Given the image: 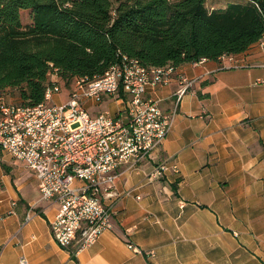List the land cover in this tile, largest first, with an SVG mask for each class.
<instances>
[{"label":"crops","instance_id":"0c3cea01","mask_svg":"<svg viewBox=\"0 0 264 264\" xmlns=\"http://www.w3.org/2000/svg\"><path fill=\"white\" fill-rule=\"evenodd\" d=\"M232 55L178 65L148 92L170 109L180 75L196 79L161 145L120 167L114 194L103 198L113 227L76 255L54 240L56 207L40 198L37 178L1 150L0 264H21L22 256L25 264H264V34ZM85 105L97 114L123 103L106 97ZM160 162L178 172L154 175Z\"/></svg>","mask_w":264,"mask_h":264},{"label":"built area","instance_id":"2783aa9c","mask_svg":"<svg viewBox=\"0 0 264 264\" xmlns=\"http://www.w3.org/2000/svg\"><path fill=\"white\" fill-rule=\"evenodd\" d=\"M175 70L171 65L146 67L137 58L121 55L102 74L75 75L68 82L57 68L49 69L44 100L36 105L0 96V148L37 178L40 198L56 207L51 234L71 255L113 227V209L103 198L114 194L120 167L138 164L168 135L177 103L196 79L180 75L170 109L161 108L160 99L147 94L168 83ZM64 83L66 100L53 101ZM106 97L123 105L91 114L85 102L101 103ZM169 169L178 172L177 164L160 162L153 174L161 176ZM19 262L27 259L22 256Z\"/></svg>","mask_w":264,"mask_h":264},{"label":"trees","instance_id":"16d2710c","mask_svg":"<svg viewBox=\"0 0 264 264\" xmlns=\"http://www.w3.org/2000/svg\"><path fill=\"white\" fill-rule=\"evenodd\" d=\"M209 1L0 0V96L17 87L21 103L36 105L52 68L68 82L121 55L177 67L241 53L263 36L264 0Z\"/></svg>","mask_w":264,"mask_h":264},{"label":"rangeland","instance_id":"374dc122","mask_svg":"<svg viewBox=\"0 0 264 264\" xmlns=\"http://www.w3.org/2000/svg\"><path fill=\"white\" fill-rule=\"evenodd\" d=\"M212 3H215L217 5H223L224 4V0H212ZM63 86H64L63 87L64 90L68 88L67 83H64ZM4 94L6 96V99L9 100V101H14L16 99H19V89L17 87H8V88H6V90L4 91Z\"/></svg>","mask_w":264,"mask_h":264}]
</instances>
